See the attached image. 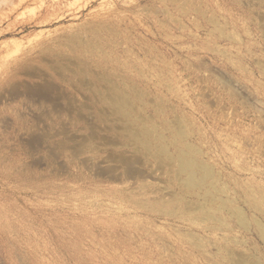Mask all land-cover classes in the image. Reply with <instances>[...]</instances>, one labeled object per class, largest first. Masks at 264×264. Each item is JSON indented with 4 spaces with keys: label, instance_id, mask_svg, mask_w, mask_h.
<instances>
[{
    "label": "rangeland",
    "instance_id": "1",
    "mask_svg": "<svg viewBox=\"0 0 264 264\" xmlns=\"http://www.w3.org/2000/svg\"><path fill=\"white\" fill-rule=\"evenodd\" d=\"M0 264H264V0H0Z\"/></svg>",
    "mask_w": 264,
    "mask_h": 264
},
{
    "label": "bare ground",
    "instance_id": "2",
    "mask_svg": "<svg viewBox=\"0 0 264 264\" xmlns=\"http://www.w3.org/2000/svg\"><path fill=\"white\" fill-rule=\"evenodd\" d=\"M118 108L121 112H123V114H127L130 117L133 124L136 123V119L131 114V105L128 99H125L123 103L118 106ZM173 130L174 133L172 139L170 138V140L161 134L156 135L153 129L147 127L142 128L134 137L137 141H142L148 146L160 143L162 152L166 155H170V145L173 146L176 149V155L175 157L174 155L171 156L177 159L180 166V173L186 177L185 182L187 185L196 186L201 182H205V179L211 176L210 170L201 165L197 152L185 142L188 136L187 133L181 129ZM202 170H204V176H201ZM208 198L209 200L214 199V193L210 192Z\"/></svg>",
    "mask_w": 264,
    "mask_h": 264
}]
</instances>
